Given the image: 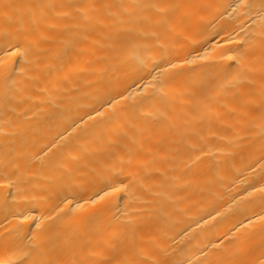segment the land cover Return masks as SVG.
I'll return each instance as SVG.
<instances>
[{"label":"bare ground","instance_id":"obj_1","mask_svg":"<svg viewBox=\"0 0 264 264\" xmlns=\"http://www.w3.org/2000/svg\"><path fill=\"white\" fill-rule=\"evenodd\" d=\"M0 264H264V0H0Z\"/></svg>","mask_w":264,"mask_h":264}]
</instances>
